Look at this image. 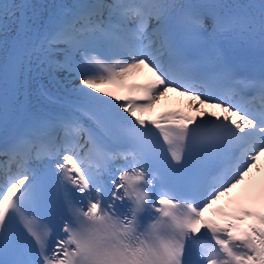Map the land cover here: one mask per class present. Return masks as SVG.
<instances>
[{
    "label": "snow or ice",
    "instance_id": "snow-or-ice-1",
    "mask_svg": "<svg viewBox=\"0 0 264 264\" xmlns=\"http://www.w3.org/2000/svg\"><path fill=\"white\" fill-rule=\"evenodd\" d=\"M0 138V264H264V0H0Z\"/></svg>",
    "mask_w": 264,
    "mask_h": 264
},
{
    "label": "bare ground",
    "instance_id": "bare-ground-1",
    "mask_svg": "<svg viewBox=\"0 0 264 264\" xmlns=\"http://www.w3.org/2000/svg\"><path fill=\"white\" fill-rule=\"evenodd\" d=\"M4 2H7V0H4ZM16 2L18 3L19 0H16ZM33 2H36V3H57V2L72 3L73 0H33ZM166 96L169 97V92Z\"/></svg>",
    "mask_w": 264,
    "mask_h": 264
}]
</instances>
